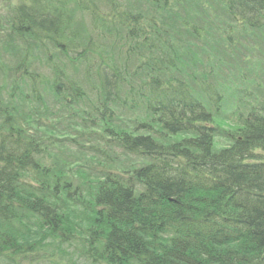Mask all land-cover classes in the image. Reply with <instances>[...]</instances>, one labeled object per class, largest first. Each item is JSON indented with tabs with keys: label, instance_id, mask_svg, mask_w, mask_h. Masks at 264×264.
Instances as JSON below:
<instances>
[{
	"label": "trees",
	"instance_id": "16d2710c",
	"mask_svg": "<svg viewBox=\"0 0 264 264\" xmlns=\"http://www.w3.org/2000/svg\"><path fill=\"white\" fill-rule=\"evenodd\" d=\"M190 1L203 34L213 29L208 10L227 20L223 47L231 33L264 31L233 0ZM89 2L91 28L76 22ZM246 2L258 10L264 0ZM17 3L0 34L31 31L12 61L0 47V264H264L262 84L255 94L243 77L256 102L235 106L240 123L220 131L229 144L219 146L203 102L208 77L188 73L203 63L180 55L191 26H146L180 16L176 0ZM184 78L193 86L181 90ZM216 78L224 90L234 83ZM194 92L204 106L164 115Z\"/></svg>",
	"mask_w": 264,
	"mask_h": 264
},
{
	"label": "rangeland",
	"instance_id": "374dc122",
	"mask_svg": "<svg viewBox=\"0 0 264 264\" xmlns=\"http://www.w3.org/2000/svg\"><path fill=\"white\" fill-rule=\"evenodd\" d=\"M110 1H112V0H107L108 3ZM176 1H177L178 7L180 8L179 9L180 16H178V17H172L169 20H167V17H166V21L164 22V24L162 26H156L153 23H148L146 25L148 31H149V29L151 27H159L160 28V27H165L168 24H170V25L175 24L176 26H179L180 24H185L186 23V24H188V25L191 26V31L194 34V40H197L198 42L202 43L201 44L202 46H196L197 48L196 47H194V48L192 47V51L194 52L192 54H195V52H200V49H198V48H201V51H205V49H208V51H214L215 52L214 49L207 48L206 46L211 43L212 37L215 35L218 27L217 26H210V27H213L214 30L212 32H210V33L203 34L201 32V29L198 27V25L192 23L191 16H190V13L193 10H200V12H201V6L200 5H197V4H193L190 0H176ZM210 1L212 3H214L215 5L219 2V0H210ZM18 6H19V4L17 3V0H10V1H7V2H3L2 0H0V29L2 27L8 26L12 22L13 18L15 17V9ZM151 11H152V9L150 8L149 11H148V13H150ZM158 12H160V11H158ZM90 13H91L90 10L89 11L88 10H83V11L79 12V15H78L77 20H76L77 24H80V26H82V27L87 26L88 28H91L92 27V22H90V17H89ZM153 13H155V12H153ZM206 13H208V14H214L215 17H213V18H215V19H217V21H219V18L216 15V13H213L211 10H208ZM148 18H149V16H148ZM14 23H16V22H14ZM225 28L226 27H221L222 30H225ZM135 30L136 31H139L140 30V27H136ZM16 35L17 34H15V36ZM15 36L9 37L5 33H1L0 34V43H1L0 47L1 48L8 47L11 50V51L5 52V53H2L1 52L2 53L1 55L4 58H10V56L13 55V58L10 59V61H12L13 59H15L17 56H20V54H23L22 53V47L19 46V44H17L16 41H15ZM240 37L243 38L241 35L238 34V36H237V38L235 40H231L230 41L231 46H232L231 48L234 47L235 49H240L238 47V43H239V38ZM253 37L254 38L251 39V40H249V41H251V42H257V43L260 42V41H263L261 34H255V35H253ZM8 39H11L13 41V43H15V44H9L8 43V44H6V46H4L5 41L8 40ZM182 39L183 38H180V40L178 42L179 45H183L184 44L185 47L188 50V48H189L188 45H186L184 42L182 43ZM194 40L191 39V43H194ZM38 46H40V45L38 44ZM229 49L230 48H227L225 50V52L228 53V54H225V53L221 52L220 53V56H218L219 57V60L217 62L219 63V65H220V63H223V65H224V67H220V68H217L216 69L218 72H224L226 70H230V71L233 72L236 69V64L237 63H240L242 61V59L244 58V53L243 52H241V53H234L232 56H230L229 55V52H228ZM185 54L186 53H184L182 55V58H185L186 57ZM202 56H205V54H203ZM256 62L259 63V61H256ZM6 65L8 66V68H13V64H11V63H7ZM14 69H15V67H14ZM260 69L263 70L264 68L262 67ZM6 70H8V74L11 76L12 73H13V70L12 69H6ZM129 70L132 71L133 68L132 67H129ZM205 75H207V74H205ZM231 76L234 79L233 80L234 83L232 85H230L231 86V89L232 88L233 89H239V91L242 88H244V86H245L244 85L245 83L242 82V81H239V80L243 79V77L244 78H250L251 77L250 74L244 75V72L242 74H237L236 72H233ZM91 78H92V76H90L88 78H85L83 76V85L85 87H87V84L85 83L84 80H86V79L89 80ZM254 79L257 81V77H255ZM262 79L264 80V77H262ZM183 80H188V79L184 78ZM167 81H168V78L165 80V82H163V84H162L161 87L166 86L167 85ZM10 82H13V80H11ZM158 83H159V85H161V83L159 81H158ZM191 86H193V84H191ZM152 87L153 86L151 85L148 90L151 91V88ZM183 99H181L180 103H178V104L173 105V103H170L168 106H166V107L169 108L168 109L169 111L165 110L164 111V115H170V114H172V116H177V114L180 113V112L181 113H184L185 112L184 110H190L191 111V110H197L198 108H200L198 105H195L194 103L191 102L192 97H191V95L189 93H188L187 98L186 97H183ZM218 103H220L219 116L224 115V112L226 110L230 109V107L232 105V104L230 105L229 99L226 96L221 101L215 102L214 106L211 107V111L214 110V109H216V108H219ZM143 107L145 108V110H146V112L148 114V108H146L145 106H143ZM152 116H155V115L152 114ZM156 122L157 123H160L158 121H156ZM175 122H177V121H175ZM175 122H173V125L174 126H176L179 123V121L177 123H175ZM225 123L226 122H222V124H225ZM226 124L228 125L227 126L228 128H231V127L235 126L233 123H226ZM232 129H234V127ZM61 130H63V127H61ZM218 141L221 144H223V145L229 144V141H228L227 138H219ZM138 158L139 159H142V157H138ZM131 172H132V169L130 170V172H125V174L126 175H130Z\"/></svg>",
	"mask_w": 264,
	"mask_h": 264
},
{
	"label": "bare ground",
	"instance_id": "6f19581e",
	"mask_svg": "<svg viewBox=\"0 0 264 264\" xmlns=\"http://www.w3.org/2000/svg\"><path fill=\"white\" fill-rule=\"evenodd\" d=\"M233 2H234V7L237 11H241V9L248 10L252 13L251 16H254L255 18H257L258 21H264V3L260 5V8L258 10H254L251 6L247 4L246 0H233ZM86 6H87V9L91 11L92 4L89 2V5H86ZM208 96L213 97V94L209 92ZM165 101L166 99L163 100V102ZM211 210H214V208H212Z\"/></svg>",
	"mask_w": 264,
	"mask_h": 264
}]
</instances>
